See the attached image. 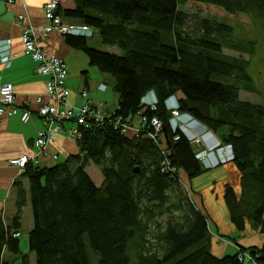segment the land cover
I'll return each mask as SVG.
<instances>
[{
  "label": "trees",
  "instance_id": "1",
  "mask_svg": "<svg viewBox=\"0 0 264 264\" xmlns=\"http://www.w3.org/2000/svg\"><path fill=\"white\" fill-rule=\"evenodd\" d=\"M65 16L94 28L105 46L121 55L89 46V39L66 36L90 64L114 79L118 106L113 118L139 111L164 122V136H127L106 123L84 128L80 152L51 167L27 164L18 186V210L9 228L0 226V264L22 253L21 216L29 195L34 226L29 252L36 264H244L249 253L264 264L261 247L239 249L236 255L213 253L208 217L183 187L205 171L185 140L173 141L166 99L180 94L181 110L190 113L231 144L242 175L240 200L227 187L231 221L243 231L249 221L264 236V105L240 98L257 93L248 62L223 55L228 48L255 53L258 39L237 40L232 26L180 11L184 2H200L231 15L251 18L264 41V0H74ZM154 90L157 111H145L142 97ZM89 162L103 176L97 185L87 172Z\"/></svg>",
  "mask_w": 264,
  "mask_h": 264
},
{
  "label": "crops",
  "instance_id": "2",
  "mask_svg": "<svg viewBox=\"0 0 264 264\" xmlns=\"http://www.w3.org/2000/svg\"><path fill=\"white\" fill-rule=\"evenodd\" d=\"M9 1L0 0V39L11 38L13 40L12 51L16 56L11 67L5 68L0 64V76L2 77L0 84L11 83L14 86L15 105L18 114L3 117L0 125V226L3 225L4 228H9L12 225L17 214L18 186L25 190L29 186L28 180L23 177L24 172L16 166H11L9 161L13 158L38 155L37 162L32 163L39 167H51L80 152L77 140L70 135V130L75 127L73 122L63 124L64 133L57 135L56 139L46 147L44 153L40 154L35 147V141L39 133L47 128L45 120L38 115L39 105L36 103L38 97H43L47 101V77L37 72V63L24 53L21 38L24 24H20L18 17L24 15L26 25H33L37 29L43 28L46 24L44 6L49 0H12V4H9ZM74 7V0L62 1L59 13L66 23L79 24V22L65 16V10ZM41 46L49 54L58 55L65 60L69 73L67 87L72 93L71 102L75 106L84 104L80 92L86 90L90 100L94 103H104L108 111L117 108L118 96L116 95V108L111 109L107 106V100L100 95L104 92L98 89L101 83L106 84L107 87L109 82L114 84V79L105 74L100 80L101 75L97 71L87 68L86 58L81 55L84 52L69 46L66 37L53 33L41 41ZM107 91L108 88L105 92ZM26 111H29L30 115L28 121L24 122L22 118ZM56 126L57 123L52 125V128ZM224 168L221 172L223 180L219 182L214 179L200 178L197 182L192 181L190 187H197L198 189L194 192L195 197H193L190 188L187 186L193 202L208 217L212 238L211 249L219 257L236 255L241 248L261 247L264 241V236L254 229L249 221H247L243 231H239L231 221L225 200L226 190L227 187H231L237 200H240L242 196V175L234 164L226 165ZM202 177L206 176L203 175ZM183 183L186 184L185 180H183ZM29 199L28 195L25 206L27 208L30 202ZM30 210L31 214L27 215V218L22 212L21 228L19 230L21 236L19 239L24 232L29 235L33 229L32 208ZM29 253L28 242V252L24 254L29 255ZM8 257L10 260H15L12 256Z\"/></svg>",
  "mask_w": 264,
  "mask_h": 264
},
{
  "label": "built area",
  "instance_id": "3",
  "mask_svg": "<svg viewBox=\"0 0 264 264\" xmlns=\"http://www.w3.org/2000/svg\"><path fill=\"white\" fill-rule=\"evenodd\" d=\"M63 0H49L44 6L46 24L37 29L33 25H26V17L20 15L18 21L24 24L22 43L24 53L37 63V72L47 77L46 98L38 97L36 103L39 105L38 115L46 122L47 128L39 133L35 141V147L39 153L45 152L46 147L56 139L57 135L64 133L63 124L73 122L75 127L70 130L71 137L81 139L84 128H92L109 123L114 130L127 136H139L148 133L152 139H161L164 136V122L154 116L148 117L144 111H139L127 118H113V111H108L104 103H94L90 100L88 92L83 90L80 97L83 99L82 106H75L71 102L72 93L67 87L68 69L63 58L55 54H49L41 46V41L51 34L57 33L61 36H74L91 39L95 36L93 27L86 24L66 23L59 9ZM13 1L10 0L9 4ZM40 30V31H39ZM13 40L11 38L0 39V64L11 67L16 54L13 53ZM2 77L0 76V82ZM107 85L99 84V91L105 92ZM159 98L154 90L147 92L141 99V106L146 111H157ZM169 112L168 124L173 133V141L178 142L185 139L195 151V159L202 165L204 170H213L221 166L235 162L234 149L231 144L223 143L221 139L209 130L203 123L193 117L190 113L181 110L180 98L173 94L165 101ZM18 114L15 105L14 86L11 83L0 84V125L5 116ZM30 112L26 111L22 120L28 121ZM52 128V125L56 124ZM39 156H23L13 158L9 161L11 166H16L25 171L27 164L37 162ZM21 233L13 234L19 238ZM240 263L259 264L257 259L249 253L238 256Z\"/></svg>",
  "mask_w": 264,
  "mask_h": 264
},
{
  "label": "rangeland",
  "instance_id": "4",
  "mask_svg": "<svg viewBox=\"0 0 264 264\" xmlns=\"http://www.w3.org/2000/svg\"><path fill=\"white\" fill-rule=\"evenodd\" d=\"M179 8L180 11L188 13L190 15V20L192 21H196L197 18H205L232 26L237 40L255 41L258 39L259 42L256 46L255 53H253L252 55L249 53H241L234 50H230L228 48L223 49V55L228 58L241 59L248 62L249 72L253 77L257 93H248L243 91L240 93V98L244 101H250L253 103L264 105V41L260 36L261 32L259 28L258 29L256 28L257 26L253 23L251 18L247 15H242V14L231 15L219 7L206 5L200 2H184L180 4ZM88 44L92 48L109 52L111 54H116V55L122 54L121 51L115 47L103 45L100 41V37L97 32L95 33V36L93 38L89 39ZM81 55L82 56L84 55L83 57L86 58V61L88 63L87 68L94 69V71H97V73L101 75L100 80H102V76L105 74L100 72V70H98L97 67L90 64V60L85 53H82ZM107 84H108V91L100 95L103 99L107 100L108 103L107 106L110 107L111 109H114L116 108L117 96L113 90L112 82H109ZM178 96L179 98L182 97L180 94H178ZM225 166L226 165L213 170H205L201 175L193 179H190L185 173H183L184 175L183 180H185L186 182V184L183 183V187L187 190V186H188L192 192L193 197H195L194 192L197 191L198 189L197 187H193V188L190 187L192 181L197 182L199 181L198 178H200L207 180L214 179L215 181L219 182L223 180V176L221 172L225 169L224 168ZM87 172L97 185H100L103 182V176L101 174L100 169L92 162H89V166L87 167ZM203 175H205L206 177L203 178L202 177ZM30 207H31L30 202L28 208L24 207L23 215L25 216V218H27V215L31 214ZM28 238L29 235L26 232H24L23 236L20 238L21 251L23 253L28 252ZM29 255H30L29 259L31 263L36 264L35 254L29 253ZM12 258L15 259L13 264H21L23 261L20 256L19 257L12 256Z\"/></svg>",
  "mask_w": 264,
  "mask_h": 264
},
{
  "label": "bare ground",
  "instance_id": "5",
  "mask_svg": "<svg viewBox=\"0 0 264 264\" xmlns=\"http://www.w3.org/2000/svg\"><path fill=\"white\" fill-rule=\"evenodd\" d=\"M229 165V164H228Z\"/></svg>",
  "mask_w": 264,
  "mask_h": 264
}]
</instances>
